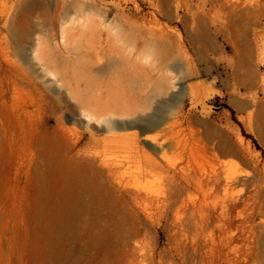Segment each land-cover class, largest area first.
Returning <instances> with one entry per match:
<instances>
[{"label":"rangeland","instance_id":"rangeland-1","mask_svg":"<svg viewBox=\"0 0 264 264\" xmlns=\"http://www.w3.org/2000/svg\"><path fill=\"white\" fill-rule=\"evenodd\" d=\"M246 2L0 0V109L33 115L46 93L48 129L75 139L37 173L33 226L28 170L14 185L24 115L2 118L16 150L0 162V264H264V17ZM131 77L146 94L117 89ZM199 82L204 99L186 89ZM74 98L134 128L106 133ZM174 100L155 154L139 119Z\"/></svg>","mask_w":264,"mask_h":264},{"label":"bare ground","instance_id":"bare-ground-1","mask_svg":"<svg viewBox=\"0 0 264 264\" xmlns=\"http://www.w3.org/2000/svg\"><path fill=\"white\" fill-rule=\"evenodd\" d=\"M228 2H229L230 7L236 8L239 6V4H238L239 0H233V1L228 0ZM260 4H262V5H260ZM254 7H256L255 10H257V11L260 10L261 13L263 14V17H264V0H250V1L248 0V2H246L245 6H244V12L254 9ZM134 62H135V59L132 60V64H134ZM51 63H53V62H50V63L48 62L47 66L51 65ZM42 66L44 67L45 70L49 69L46 66V64H42ZM98 69H99V71H103V66H101ZM60 78H63V76L61 75ZM133 80L131 77L132 85L129 89H126V91H125V89H123V86H119L120 80H118L115 83V85H116L117 89L119 87V89L122 90L123 92L132 93V94H134V96L135 95L137 96L138 94H140L144 90V87H143L144 83L142 85L141 84L138 85V83L134 82ZM65 83H67V82H65V81L62 83L59 82V84H61V85L62 84L66 85ZM75 83L76 84H74V85L77 86V88H78L79 87L78 82H75ZM127 83L129 84V82H127ZM93 85H95L93 80H87V82L84 83L85 91L90 90V88ZM108 87L107 86L105 87V91H107L109 89ZM98 88H99V86H98ZM186 89L190 93H192V92L196 93L197 92L198 94H200V97L203 99L205 98L204 96H206L205 87H204L202 82H199L198 85H196L193 89L189 88L188 86L186 87ZM0 90H1V88H0ZM0 94H2V93L0 92ZM141 94H143V93H141ZM207 94H208V92H207ZM150 95L153 97L154 93L152 92V94H150ZM148 97H149V94L146 98L144 97L146 99L145 101H148L150 98H152V97H149V98ZM39 98H40V102H39L40 104L38 102L35 103L32 100V104H34V106L36 107L33 115L26 113L24 108L21 109L23 114L20 113V110H16V109L14 111H13V109H11V111H9V109L5 108V107H3V109H0V162L4 158L5 155H7V157H8L11 154H13V152L15 155V150H16V149L15 150L13 149L14 137L12 135V132L10 131V129L7 128V126H5V128L2 126V124H1L2 118L6 117L5 120L8 121L7 123L13 124L12 122L15 120V117L17 120H19L21 115L22 116L24 115L25 120L23 119V121L25 123L19 127H20V130H24L26 135L29 137V145L27 147L26 153H23L21 151V149L16 150L15 163H14V167H13L14 168V180H15L14 185H15L16 189L18 190V187L21 184V179H22V174H23L22 171L24 169L28 170L32 184L30 185L29 190H26L25 192H23L24 191V188H23L21 191H22V195L24 193L22 198H25L24 200H26V203H25L26 208L25 209H26L27 216H28L29 220L31 221V223L33 224V226H35L37 224L38 218H40L39 217L40 211H38V203H39V199H40L38 186H37V173H38V171L41 170L42 167H51L53 165V163H55L57 157H60V156L69 157L70 153L73 150V144L75 143V139L72 137V135H70L69 133H66V131L63 129V127L59 126L62 123L61 120H57L56 124H54L56 126L54 128H52V130H49L48 125L51 122V119H48V117L42 116V113L44 111H46V109L50 103H53L55 105V102H56V104H58V102H57L58 98L51 99L47 96L46 93H43V95L40 96ZM74 100L77 102V110L80 112V115H83L87 119L93 118L95 120H98L99 118H103V108H99L96 105L94 100H91L89 98H88V100L82 99L81 101H78L77 98H74ZM199 100H198V102H199ZM166 103L165 104L161 103L162 106L155 109V111H154L153 115H151V117H149L145 120L139 119V121L145 122V126L143 125L144 127L141 130L142 134H143L142 141L144 142V144H146V146L149 148V150H151L155 154H157V153L161 154L163 152L164 146H166V145H165L164 141H161L160 143H156L157 140L155 142V137L151 135V132H154L158 129H160V130L163 129V127L167 121L168 111L171 107H173L175 105V100L173 102H169L168 104H166ZM200 103H201V100H200ZM192 104H193V102H192ZM89 106L92 109H89L88 108ZM4 112H5V115H4ZM113 112H111V113H113ZM112 115H110L109 117L107 116V117L103 118V120H101L107 126L106 131H105L106 133L118 131V130H122V129L128 130L130 128H132V129L134 128V126L132 124L124 125L123 127L120 126L118 123H116L112 120L113 119ZM40 128H43V130L40 131ZM165 141H167V140L165 139ZM21 153H23V154H21ZM217 153H219V152H217ZM21 156H22V158H21ZM25 156L27 157V160H24ZM231 179H232V177H231ZM228 193H226V194H228ZM228 197H230V196H228ZM222 203H223V200H222ZM230 203L233 204V208H234V206L237 202L233 201V203H232L230 201ZM226 206H228V205H226ZM227 210H228V208H227ZM225 211H223V212H225ZM45 216H47V215L45 214ZM47 218H48V216H47ZM21 220H22V217H21Z\"/></svg>","mask_w":264,"mask_h":264}]
</instances>
